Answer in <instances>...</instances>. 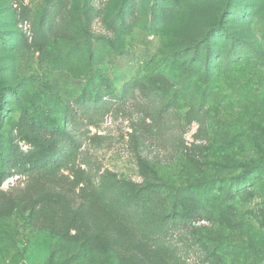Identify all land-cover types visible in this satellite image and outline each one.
<instances>
[{
    "label": "rangeland",
    "instance_id": "obj_1",
    "mask_svg": "<svg viewBox=\"0 0 264 264\" xmlns=\"http://www.w3.org/2000/svg\"><path fill=\"white\" fill-rule=\"evenodd\" d=\"M0 264H264V0H0Z\"/></svg>",
    "mask_w": 264,
    "mask_h": 264
},
{
    "label": "trees",
    "instance_id": "obj_2",
    "mask_svg": "<svg viewBox=\"0 0 264 264\" xmlns=\"http://www.w3.org/2000/svg\"><path fill=\"white\" fill-rule=\"evenodd\" d=\"M205 51H206V53H205V65H206V67H208L209 66V64L211 63V52H213V47H212V45L209 43V42H205ZM75 149L73 148V145H72V143H67V148H66V150L64 151V155H65V158L66 157H71V156H74L75 154ZM100 249H102V248H96V247H91V246H89L88 245V247H86V252H88V253H96V252H98V251H100Z\"/></svg>",
    "mask_w": 264,
    "mask_h": 264
}]
</instances>
